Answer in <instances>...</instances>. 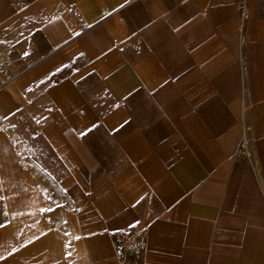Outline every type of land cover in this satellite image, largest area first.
Returning <instances> with one entry per match:
<instances>
[{
    "label": "crops",
    "instance_id": "crops-1",
    "mask_svg": "<svg viewBox=\"0 0 264 264\" xmlns=\"http://www.w3.org/2000/svg\"><path fill=\"white\" fill-rule=\"evenodd\" d=\"M117 1L0 0V264H264V0Z\"/></svg>",
    "mask_w": 264,
    "mask_h": 264
},
{
    "label": "bare ground",
    "instance_id": "bare-ground-1",
    "mask_svg": "<svg viewBox=\"0 0 264 264\" xmlns=\"http://www.w3.org/2000/svg\"><path fill=\"white\" fill-rule=\"evenodd\" d=\"M121 3L122 0H118L115 6L117 7ZM93 19H95V16L92 17V20ZM7 83V79L0 77V88H3ZM0 104L4 107L3 111L6 110L5 114H10L14 109L12 105V98L8 93L0 95ZM5 106L7 108H5ZM0 111H2L1 107ZM2 112H0V121L5 124L9 133H12L11 129L4 121ZM17 156L19 157L15 159V167L12 168L8 164H5L3 169L0 170V188L4 189L0 191V201L3 200V205H7L9 210L19 209V207L31 202H35L36 204L41 202L40 195L36 193L34 194L31 176L23 169L22 164L24 163V160L21 158L20 152L17 153ZM16 192L18 195L20 194L18 199H15L16 197H14V193ZM63 237L66 249V260L68 263L75 264L76 257L73 247L74 237L70 234H66L65 232H63Z\"/></svg>",
    "mask_w": 264,
    "mask_h": 264
},
{
    "label": "rangeland",
    "instance_id": "rangeland-1",
    "mask_svg": "<svg viewBox=\"0 0 264 264\" xmlns=\"http://www.w3.org/2000/svg\"><path fill=\"white\" fill-rule=\"evenodd\" d=\"M9 94L11 96V93L9 91V89L6 87V85L3 87V88H0V95H5V94ZM0 107H1V110L3 111L4 107L1 106L0 104ZM5 108H7L5 106ZM0 111V112H2ZM6 110L3 111L2 115L4 116V121L5 123L8 125V127L10 128L9 126V123H8V116L9 114H5ZM11 135L12 133L7 130V128L5 127V124H3L1 121H0V170L3 169L4 165L5 164H8L10 167H15V159H11L10 158V154H9V151H10V146H11V143H10V140H11ZM3 188H0V191L2 190ZM4 190V189H3ZM18 193H14V197H17Z\"/></svg>",
    "mask_w": 264,
    "mask_h": 264
},
{
    "label": "built area",
    "instance_id": "built-area-1",
    "mask_svg": "<svg viewBox=\"0 0 264 264\" xmlns=\"http://www.w3.org/2000/svg\"><path fill=\"white\" fill-rule=\"evenodd\" d=\"M140 237L141 232L137 230L120 235L117 244L121 253L126 257L136 255L140 249Z\"/></svg>",
    "mask_w": 264,
    "mask_h": 264
},
{
    "label": "snow or ice",
    "instance_id": "snow-or-ice-1",
    "mask_svg": "<svg viewBox=\"0 0 264 264\" xmlns=\"http://www.w3.org/2000/svg\"><path fill=\"white\" fill-rule=\"evenodd\" d=\"M51 111V110H50ZM13 127H15V125H13ZM65 193H67V189H64ZM56 207H62V205H59L58 203L56 204ZM45 211H55V208L53 207H49L48 209H45ZM0 227H6V225L0 224ZM79 238V237H78Z\"/></svg>",
    "mask_w": 264,
    "mask_h": 264
}]
</instances>
